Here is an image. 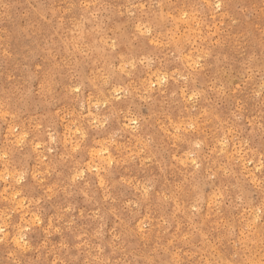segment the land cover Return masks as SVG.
I'll return each mask as SVG.
<instances>
[{"label": "clouds", "instance_id": "9594fccd", "mask_svg": "<svg viewBox=\"0 0 264 264\" xmlns=\"http://www.w3.org/2000/svg\"><path fill=\"white\" fill-rule=\"evenodd\" d=\"M0 264H264V0H0Z\"/></svg>", "mask_w": 264, "mask_h": 264}]
</instances>
